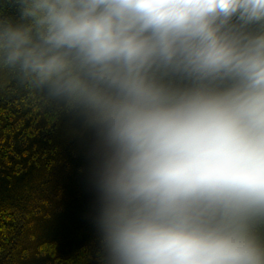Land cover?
Here are the masks:
<instances>
[{
	"label": "clouds",
	"instance_id": "1",
	"mask_svg": "<svg viewBox=\"0 0 264 264\" xmlns=\"http://www.w3.org/2000/svg\"><path fill=\"white\" fill-rule=\"evenodd\" d=\"M95 130L103 264H264V0H0V87Z\"/></svg>",
	"mask_w": 264,
	"mask_h": 264
},
{
	"label": "trees",
	"instance_id": "2",
	"mask_svg": "<svg viewBox=\"0 0 264 264\" xmlns=\"http://www.w3.org/2000/svg\"><path fill=\"white\" fill-rule=\"evenodd\" d=\"M0 87V264H103L94 129L56 101ZM95 146V145H94Z\"/></svg>",
	"mask_w": 264,
	"mask_h": 264
},
{
	"label": "rangeland",
	"instance_id": "3",
	"mask_svg": "<svg viewBox=\"0 0 264 264\" xmlns=\"http://www.w3.org/2000/svg\"><path fill=\"white\" fill-rule=\"evenodd\" d=\"M93 143L95 145V146L93 145V148H92L93 149V154H94L93 167H92L93 174L89 178L90 179L89 187H92L91 191L93 193H91V194H95L96 198L98 199V192H97L96 185H95V168H96V161H97V158H98L99 145H98V141H97V136H96L95 130H94Z\"/></svg>",
	"mask_w": 264,
	"mask_h": 264
}]
</instances>
